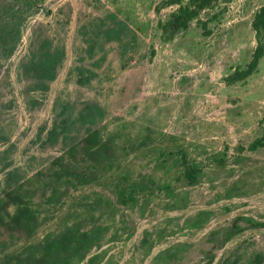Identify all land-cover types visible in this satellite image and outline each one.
Listing matches in <instances>:
<instances>
[{
    "label": "rangeland",
    "instance_id": "obj_1",
    "mask_svg": "<svg viewBox=\"0 0 264 264\" xmlns=\"http://www.w3.org/2000/svg\"><path fill=\"white\" fill-rule=\"evenodd\" d=\"M18 1L21 37L0 50V202L17 192L36 223L18 230L0 204V264H46L31 253L62 234L79 250L68 264H264V146L248 149L264 55L226 80L250 60L264 0L217 2L170 39L164 0ZM38 29L64 48L47 89L22 69Z\"/></svg>",
    "mask_w": 264,
    "mask_h": 264
},
{
    "label": "trees",
    "instance_id": "obj_2",
    "mask_svg": "<svg viewBox=\"0 0 264 264\" xmlns=\"http://www.w3.org/2000/svg\"><path fill=\"white\" fill-rule=\"evenodd\" d=\"M220 1L227 0H164V5H176L177 7L165 21L158 22V26L164 36L170 39L178 31L188 28L191 21L196 19L202 11ZM28 7H24L23 2L18 0H0V50L6 52V54L11 53L15 49L21 37L22 23L28 14ZM201 24L202 28H205V22H201ZM40 26L42 25L40 24ZM251 27L256 35V46L247 64L242 68H236L227 76V83H235L248 78L256 71L259 61L264 55V3L254 13ZM38 31L36 32L35 30L34 37L36 47L31 54L30 60L22 64V69L26 74L33 71L39 72L38 76L31 78L33 89H47L49 82L54 79L57 73V68L61 65L64 57V48L60 45L52 47L53 45L48 40V36L42 34L40 29ZM94 136L95 133H91L84 139L85 148L86 150L94 149L92 150L94 154L99 155L101 150L92 144ZM262 146H264V129L262 134L249 144L248 149L255 151ZM195 173L196 171L193 168L185 171L188 179ZM2 203L0 202L1 207L9 215L8 221L11 225L26 233L33 230L36 216L20 194L15 191L6 192L5 202L4 204ZM10 204L15 206L13 213H8L7 209ZM234 232L235 230H227L223 242L227 241ZM75 243L73 238L62 234L45 244V252H43L45 257H34L33 252L30 259L35 262L42 261L46 264H68L69 260L79 252ZM6 259L12 260L11 258Z\"/></svg>",
    "mask_w": 264,
    "mask_h": 264
}]
</instances>
